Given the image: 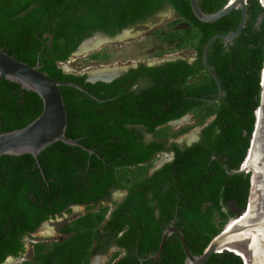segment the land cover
<instances>
[{
    "label": "trees",
    "instance_id": "obj_1",
    "mask_svg": "<svg viewBox=\"0 0 264 264\" xmlns=\"http://www.w3.org/2000/svg\"><path fill=\"white\" fill-rule=\"evenodd\" d=\"M226 1L197 0L207 13ZM166 9L177 18L165 26L174 28L156 37L171 41L170 51H193L192 61L139 62L108 82H88L85 73L58 65L95 32L113 36ZM239 16L233 9L202 22L188 0H0V48L27 65L37 62L55 81L87 91L59 86L65 136L92 150L55 141L37 155L41 171L29 154L0 157V263L21 254L23 237L41 222L69 213L73 204H86L85 212L61 225L59 239L31 243V256L21 264H89L111 246L117 250L105 264H186L173 233L158 257H150L165 227L172 222L190 253L198 255L234 216L233 209H244L250 173L226 170L244 159L258 105L264 58V9L258 0H246L243 26L231 41L216 38L208 47L207 64L221 90L216 100V84L201 60L207 39L233 31ZM179 22L184 26L175 28ZM197 75L198 81L187 83ZM140 80L142 86L132 88ZM40 108L34 92L0 80V132L24 126ZM186 113L194 126L212 119L194 142L166 143L176 134L164 132L163 124ZM165 151L172 159L147 174L156 154ZM132 167L139 175L122 179L120 171ZM115 191L125 193L114 200ZM202 264L243 263L223 250Z\"/></svg>",
    "mask_w": 264,
    "mask_h": 264
},
{
    "label": "water",
    "instance_id": "obj_2",
    "mask_svg": "<svg viewBox=\"0 0 264 264\" xmlns=\"http://www.w3.org/2000/svg\"><path fill=\"white\" fill-rule=\"evenodd\" d=\"M258 2L264 9V0H258ZM188 3L192 14L202 22L215 21L218 18L226 15L233 9L240 10L239 20L235 29L226 34L219 33L212 35L207 39L202 48V64L207 73L214 80L217 87V96L213 99L216 100L217 98H219L221 90L216 76L210 70L207 64V50L214 39L219 38L224 40L225 42H228L231 41L239 33L243 26L245 18L246 0H227L220 6L212 10L210 13H207L206 11L201 9L198 5L197 0H188ZM170 10L173 12L172 9ZM120 31L125 32L126 30L122 29ZM98 33L99 32H95L90 37L82 40L74 51H80L82 45L87 43L91 38H93L94 35ZM178 58L179 57L175 56L174 54H165L161 57L153 59L149 63L145 62L144 64L154 65ZM124 69L117 67L113 74H111L109 77H92L91 72H89L86 73L85 80L88 82H108L118 76L120 74V71ZM2 79H7L11 82H15L20 85L21 88L34 92L41 101V108L39 114L24 126L10 131L0 132V157L4 155L29 154L32 156L38 169L41 171L37 160V155L43 148L53 144L55 141H61L62 143L70 146H78L81 149L87 151V153L92 152L91 149L82 146L75 139L65 136L64 130L66 127L67 116L59 86H70L85 93H87V91L72 82L55 81L44 72L39 70L37 62L32 66L27 65L25 62L17 60L0 48V80ZM259 85L260 92L258 96V105L254 110L253 128L249 137V145L244 156L245 159L247 157L249 147L251 146V140L254 139L253 145L256 148L257 160L256 162L247 163L246 165H244L243 159L237 169L226 170V172L229 174L238 172L250 173L248 195L244 209H242L241 211L233 209L235 214L231 219H233L234 221L229 229L226 230V222L222 230L208 241L206 246L198 255H192L190 253L181 232L176 229L171 222V224L165 227L161 232L157 249L150 257L154 259L158 257L164 239L167 235L173 233L179 240L180 246L185 256L186 264H202L212 253L221 252L223 250L230 251L233 254L238 255L241 258L243 264H253V259L255 258V256L258 264H264V98L262 101V96H264V58L260 71ZM259 107V125L257 127L255 136H253L257 121V115L255 114V112ZM182 117L187 118L188 115L185 114ZM182 117L164 123L163 125L176 124V122L181 120ZM211 119L212 116L205 119L201 125H197L196 127H194L190 131L192 135L190 137L188 136V141H185V144H190L191 142L197 140L199 130L203 126H205ZM169 158H171V155L165 158L162 157L158 161V163L148 171V174H150L154 169L158 168L165 161H168ZM251 177H253V179ZM101 203L104 202L102 201ZM69 207L70 209H81L83 211L82 213H84L86 204H73ZM64 213L65 212H63L62 214ZM43 222H41L39 226ZM38 227L30 234L31 236L42 233L41 231H39ZM241 232L243 234H241L239 237H236L234 239L232 238L234 234ZM250 243L252 244V246L249 248L248 246ZM113 249L114 248H111L110 251ZM121 254H123V252ZM7 259H13V257L7 256L4 260Z\"/></svg>",
    "mask_w": 264,
    "mask_h": 264
},
{
    "label": "rangeland",
    "instance_id": "obj_3",
    "mask_svg": "<svg viewBox=\"0 0 264 264\" xmlns=\"http://www.w3.org/2000/svg\"><path fill=\"white\" fill-rule=\"evenodd\" d=\"M177 18L176 15L170 10L166 9L147 21L125 28L128 34L124 35V31L118 32L113 36H106L102 33H98L93 37H99L104 40V43L100 45L95 50L89 51L87 53H81L80 51H74L67 60L59 62L58 65L67 72L71 73H89L93 69H103L105 67L113 68L118 67L124 69L128 66L135 65L139 62L149 63L157 57H161L165 54H174L182 59L190 60L193 58V51L189 49H181L178 51H170L171 41H161L157 39V34H163L165 31L173 29L172 27H166L165 24L173 19ZM184 26L183 22H179L175 25V28ZM156 29H160L158 33H154ZM168 51V53H166ZM161 52L160 56H155V53ZM94 53H106L108 57L104 60H91L89 55ZM200 75L192 77L187 80V83H194L198 81ZM188 117H182V120L176 124L165 125L167 127L164 132L175 133L174 138L177 141H188V136L192 134L190 131L196 127L194 126L195 119L192 117L191 113H187ZM181 118V119H182ZM184 128V130H180ZM160 157H155L153 162L146 168V172L149 171L152 166L158 163ZM125 177L122 179H132L139 174H137V169L135 167L125 168L120 171ZM122 191H115L112 193V199L117 200L121 196ZM83 211L81 209H71L69 213L61 214L55 218L45 220L38 229L41 230L44 226L50 228L48 232H42L35 236H25L24 250L15 259H12L10 264H21L24 260H28L31 256V245L32 241H42L50 242L62 237V234L58 232L61 225L65 222L75 218L80 215ZM232 218V217H231ZM229 218L230 220H232ZM228 219V220H229ZM227 220V221H228ZM230 222V221H229ZM112 254V250L102 255H99V259H94L95 264H101L103 260H108L109 256ZM104 262V263H105ZM2 264H9L7 260H4Z\"/></svg>",
    "mask_w": 264,
    "mask_h": 264
},
{
    "label": "bare ground",
    "instance_id": "obj_4",
    "mask_svg": "<svg viewBox=\"0 0 264 264\" xmlns=\"http://www.w3.org/2000/svg\"><path fill=\"white\" fill-rule=\"evenodd\" d=\"M128 34L127 31L124 32V35ZM104 43V40H102V38H99V37H93L91 38L87 43H85L84 45H82L81 49H80V52L81 53H87L89 51H92V50H95L97 49L98 47H100V45ZM117 67H113V68H109V67H105L103 69H93V71H91V76L92 77H109L111 74H113V72L115 71ZM263 98L264 96H262V101H263ZM255 114L257 115V121H256V128H255V131L253 133V136H255L256 134V130H257V127L259 125L258 121H259V118H260V107L256 110ZM184 119V118H183ZM181 119V120H183ZM179 120V121H181ZM185 120V119H184ZM179 121H177L176 123H178ZM254 140V139H253ZM251 140V146L249 147V150H248V154H247V160L246 158L244 159L243 161V164L246 165L247 163H253V162H256L257 160V153H256V148L254 147V145H252V141ZM253 146V147H252ZM249 155V156H248ZM246 160V161H245ZM253 179V177H252ZM246 211V210H245ZM233 219L230 220V222L227 223V226H226V230L229 229V227L231 226V224L233 223ZM41 232H48L50 231V228H47L46 226H44L41 230H39ZM241 234H243L242 232L241 233H236L232 236V238H236V237H239ZM252 246V244L250 243L249 244V248ZM254 253V252H253ZM255 256V255H254ZM96 259H99V257H96ZM7 262L10 264L12 263V259H7ZM247 264V263H246ZM253 264H258L257 261H256V256L255 258L253 259Z\"/></svg>",
    "mask_w": 264,
    "mask_h": 264
},
{
    "label": "flooded vegetation",
    "instance_id": "obj_5",
    "mask_svg": "<svg viewBox=\"0 0 264 264\" xmlns=\"http://www.w3.org/2000/svg\"><path fill=\"white\" fill-rule=\"evenodd\" d=\"M120 32V31H119ZM116 35V34H115ZM107 36V35H106ZM193 58H194V53H193ZM193 58L192 59H190V60H187V61H192L193 60ZM138 64V63H137ZM137 64H135V65H131V66H128V67H126L124 70H122V71H120V74L122 73V72H125L128 68H132V67H136L137 66ZM142 84H143V80H140V81H138L136 84H134L133 86H132V88H135V87H138V86H142ZM187 114V113H186ZM185 115V114H184ZM182 117V116H181ZM180 118V117H179ZM178 119V118H177ZM183 119V118H182ZM175 120V119H174ZM184 120V119H183ZM172 121V120H171ZM182 121V120H181ZM169 122V121H168ZM180 122V121H179ZM167 123V122H166ZM148 137V136H147ZM172 141H175V142H177V143H181V142H183V143H185V141H177L175 138H167L166 139V143H170V142H172ZM169 155H171V158H169V160L168 161H170L171 159H172V157H173V153L171 152V151H165V152H160V153H157L156 154V156L155 157H160V159L163 157V158H165V157H169ZM159 159V160H160ZM158 160V161H159ZM168 161H165V162H168ZM164 162V163H165ZM156 165V164H155ZM154 165V166H155ZM162 165V164H161ZM160 165V166H161ZM154 166H152V167H154ZM155 170V169H154ZM147 174H148V171H147ZM124 193H125V191H122V194H121V196H119V198H121L123 195H124ZM118 198V199H119ZM55 218V217H54ZM51 219V218H50ZM30 237H32L31 235H29ZM21 241H22V243H23V247H24V241H23V238L21 239ZM33 242H35V241H32L31 243H33ZM31 243H30V245H31ZM111 248H114L113 250H112V252L113 251H115V250H117V248L116 247H114V246H111V247H109V249L106 251V253L107 252H109V250L111 249ZM20 255V254H19ZM18 255V256H19ZM96 256H99V255H93L92 257H91V259H90V261H89V264H95L94 263V259H96ZM11 257H13V256H11ZM13 259H15V257H13ZM107 261V260H106ZM3 262V261H2ZM1 262V263H2ZM105 262V260H103L102 262H101V264H105L104 263Z\"/></svg>",
    "mask_w": 264,
    "mask_h": 264
},
{
    "label": "built area",
    "instance_id": "obj_6",
    "mask_svg": "<svg viewBox=\"0 0 264 264\" xmlns=\"http://www.w3.org/2000/svg\"><path fill=\"white\" fill-rule=\"evenodd\" d=\"M64 71V70H63ZM65 72H67V71H65Z\"/></svg>",
    "mask_w": 264,
    "mask_h": 264
}]
</instances>
